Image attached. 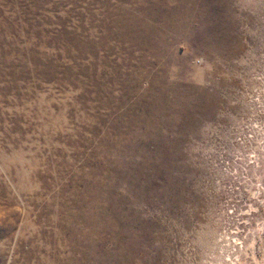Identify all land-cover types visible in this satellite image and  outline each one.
I'll return each instance as SVG.
<instances>
[{
    "label": "rangeland",
    "instance_id": "rangeland-1",
    "mask_svg": "<svg viewBox=\"0 0 264 264\" xmlns=\"http://www.w3.org/2000/svg\"><path fill=\"white\" fill-rule=\"evenodd\" d=\"M0 264H264V0H0Z\"/></svg>",
    "mask_w": 264,
    "mask_h": 264
}]
</instances>
